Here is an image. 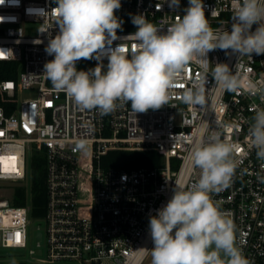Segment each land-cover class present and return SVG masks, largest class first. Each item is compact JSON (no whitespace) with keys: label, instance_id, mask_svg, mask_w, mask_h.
<instances>
[{"label":"built area","instance_id":"2783aa9c","mask_svg":"<svg viewBox=\"0 0 264 264\" xmlns=\"http://www.w3.org/2000/svg\"><path fill=\"white\" fill-rule=\"evenodd\" d=\"M203 4L214 31L231 30L234 0ZM55 7V0H19L18 6L5 0L0 6V16L15 18L0 23V61L19 64L17 79H0V90L16 99L10 114L0 106V191L24 185L29 157L43 150L46 155V213L26 261L151 264L149 218L172 198L176 185L198 182L201 170L193 166L190 153L215 132L234 147L236 168L229 186L210 196L233 221L236 246L249 264H264V160L257 158L249 136L252 118L258 107L264 108V101L248 91L250 82L264 81V55L213 50L207 54L206 68L199 62L187 66L170 90L169 103L160 109L136 113L130 103L117 101L113 111L101 114L76 105L44 74L45 63L54 59L45 48L59 30L54 14L42 18L27 10ZM187 7L188 0H179L175 8L167 0H121L114 14L122 27L111 47L122 43L131 48L136 43L131 37L122 40L137 30L133 16L143 14L164 33ZM98 63L95 58L81 59L76 68L88 71ZM102 63L106 67L108 60ZM217 63L228 64L238 76L236 91L216 84L212 69ZM199 78L204 80L205 103H184L183 93ZM32 87H37V95L21 100V90ZM123 149H155L164 162L131 170L104 166V155ZM16 198L17 189L9 195L0 193V248L28 245L33 207L31 201L16 205Z\"/></svg>","mask_w":264,"mask_h":264},{"label":"clouds","instance_id":"9594fccd","mask_svg":"<svg viewBox=\"0 0 264 264\" xmlns=\"http://www.w3.org/2000/svg\"><path fill=\"white\" fill-rule=\"evenodd\" d=\"M15 6L19 0H10ZM170 8L179 0H167ZM51 11L28 9L47 17L54 14L58 33L51 37L45 52L54 59L44 65V74L58 91H64L83 109L108 114L116 102L130 103L136 112L160 109L169 103L170 90L192 62L205 68L213 50H232L238 56L264 55V0H234L231 30L214 31L205 15L203 0H188L185 14L162 33L143 14L132 17L136 43L128 48L120 43L117 30L122 21L114 14L121 0H55ZM5 0H0V6ZM0 16V23L14 20ZM253 25H256L253 31ZM103 53V56L101 55ZM99 63L88 71L76 68L81 60ZM108 60L104 71L102 60ZM216 84L229 92L240 80L228 64L212 69ZM204 80L183 93L186 104L203 105ZM248 91L264 101V81L250 82ZM249 128L251 144L259 160H264V108H257ZM234 147L211 133L190 153L193 166L201 170L198 182L176 185L172 198L149 218L153 240L151 264H249L235 243V225L220 211L210 193L229 186L235 172ZM11 264H15L12 261Z\"/></svg>","mask_w":264,"mask_h":264},{"label":"trees","instance_id":"16d2710c","mask_svg":"<svg viewBox=\"0 0 264 264\" xmlns=\"http://www.w3.org/2000/svg\"><path fill=\"white\" fill-rule=\"evenodd\" d=\"M19 64L15 61H0V79L15 80L18 76ZM16 105L15 98L7 97L0 90V106L5 107L7 113H12ZM39 153V152H38ZM34 152L29 158L32 165L31 188L20 186L17 189L16 205H25L31 201L33 216L41 218L46 213L47 187H46V155L45 150L41 154ZM164 162L163 156L155 149L143 150H111L103 157V164L106 167L114 166L120 169L131 170L134 168L149 166L156 167ZM30 193V195H29ZM30 196V197H29ZM9 261L0 264H32L23 259L9 258Z\"/></svg>","mask_w":264,"mask_h":264},{"label":"rangeland","instance_id":"374dc122","mask_svg":"<svg viewBox=\"0 0 264 264\" xmlns=\"http://www.w3.org/2000/svg\"><path fill=\"white\" fill-rule=\"evenodd\" d=\"M104 71L107 70V66L103 68ZM37 87H32V88H28V89H22L21 93H20V99L21 100H25V99H29V98H34L37 95ZM37 152V151H35ZM38 153V152H37ZM38 154H41V152H39ZM30 160V158H29ZM28 177L27 180L24 181V185L21 186H25L27 188L31 187V181H32V165L30 163V161H28ZM174 164L176 165L177 162L174 161ZM26 184V185H25ZM20 186L18 184H13L10 186H7L5 188H3V190L0 191V193L5 194V195H9L10 191H12V189H18ZM10 189V190H9ZM42 219L38 218V217H33L32 218V224L30 226V238L28 241V245L25 248L19 249V248H0V259H6V258H16V259H23V260H27L29 259L30 255H29V250L31 248H35L36 246V241H35V237L34 234L38 229V225ZM45 245V244H43Z\"/></svg>","mask_w":264,"mask_h":264},{"label":"water","instance_id":"95a60500","mask_svg":"<svg viewBox=\"0 0 264 264\" xmlns=\"http://www.w3.org/2000/svg\"><path fill=\"white\" fill-rule=\"evenodd\" d=\"M41 237H42V236H41V234L39 233V234H38V238L41 239ZM38 252L41 253V250L39 249ZM9 260H10V259H8V258H6V259H0V262H6V261H9Z\"/></svg>","mask_w":264,"mask_h":264},{"label":"snow or ice","instance_id":"6c2138e0","mask_svg":"<svg viewBox=\"0 0 264 264\" xmlns=\"http://www.w3.org/2000/svg\"><path fill=\"white\" fill-rule=\"evenodd\" d=\"M12 159H14V158H12Z\"/></svg>","mask_w":264,"mask_h":264}]
</instances>
